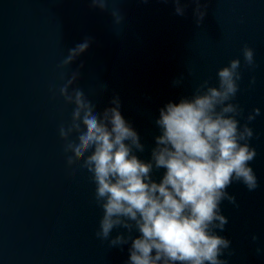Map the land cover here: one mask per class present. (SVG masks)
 Listing matches in <instances>:
<instances>
[{
    "label": "water",
    "instance_id": "1",
    "mask_svg": "<svg viewBox=\"0 0 264 264\" xmlns=\"http://www.w3.org/2000/svg\"><path fill=\"white\" fill-rule=\"evenodd\" d=\"M181 2L183 15L173 0H106L104 9L91 0H0V264L127 260V245L113 248L96 236L103 210L95 183L80 166L82 157L68 163L59 136L74 107L59 89L74 71L79 75L71 87L98 109L119 94L122 114L145 145L137 155L147 160L159 107L190 96L205 79L214 85L217 68L237 57L242 79L236 101L245 114L261 109L250 141L259 187L229 186L238 207L222 203L228 224L221 235L231 240L228 264H264L256 251L264 248V0H200L205 15L199 25L193 0ZM114 10L122 13L119 20ZM85 39L86 51L62 66L69 49ZM245 45L254 51V67L244 64Z\"/></svg>",
    "mask_w": 264,
    "mask_h": 264
},
{
    "label": "clouds",
    "instance_id": "2",
    "mask_svg": "<svg viewBox=\"0 0 264 264\" xmlns=\"http://www.w3.org/2000/svg\"><path fill=\"white\" fill-rule=\"evenodd\" d=\"M173 2L176 14L183 15L181 0ZM193 3L199 25L205 9L200 0ZM91 5L104 9L106 0H91ZM111 15L119 20L122 13L114 10ZM88 46L85 39L69 49L62 66ZM242 56L244 64L255 66L251 47L243 46ZM78 75L79 70L74 71L59 89L65 103L74 105L71 122L60 126L59 136L66 141L68 163L82 157L80 166L95 183V201L103 210L96 236L113 248L127 245L125 264H228L232 247L221 235L228 224L221 205L227 201L238 207L228 191L233 183L250 192L259 187L251 165L257 151L250 141L255 135L251 122L261 109L253 107L245 114L236 101L240 58L217 68L214 85L205 79L190 96L159 107L147 160L137 155L145 145L122 114L119 94L114 92L109 104L98 109L82 90L71 87ZM181 81L176 77L172 85ZM254 84L255 77H250L249 85ZM154 171H159L158 179ZM117 228L123 231L112 235ZM251 239L258 237L252 233ZM256 251L264 254L259 245Z\"/></svg>",
    "mask_w": 264,
    "mask_h": 264
}]
</instances>
